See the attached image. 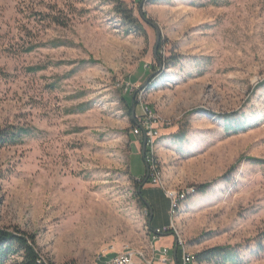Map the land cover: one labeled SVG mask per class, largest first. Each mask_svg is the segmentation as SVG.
<instances>
[{
    "label": "rangeland",
    "instance_id": "obj_1",
    "mask_svg": "<svg viewBox=\"0 0 264 264\" xmlns=\"http://www.w3.org/2000/svg\"><path fill=\"white\" fill-rule=\"evenodd\" d=\"M121 1L147 39L113 0H0V130H38L0 150V228L34 236L50 264L124 250L160 264L164 248L182 264L178 240L195 264L218 247L264 264V0ZM161 45L175 67L158 60ZM123 99L137 101L134 119ZM140 103L161 134L150 145L157 184L141 190L151 222L138 197L145 138L131 124ZM172 194L189 195L173 206Z\"/></svg>",
    "mask_w": 264,
    "mask_h": 264
},
{
    "label": "trees",
    "instance_id": "obj_2",
    "mask_svg": "<svg viewBox=\"0 0 264 264\" xmlns=\"http://www.w3.org/2000/svg\"><path fill=\"white\" fill-rule=\"evenodd\" d=\"M159 0H155L157 2ZM115 13L118 15L123 25L131 32L138 33L140 36L147 39V35L145 30L142 27V19H139L135 16V13L132 9H130L123 1L121 0H113ZM213 4L218 5L216 1H213ZM54 24L64 26L61 23L60 19H52ZM65 43H60L59 41H52L49 43V46L52 48H59L65 46ZM41 45H32L27 50L26 53H31ZM161 45L159 47L158 52V60L163 63L164 66L175 67L179 61V57L175 55H171L170 58H164L162 54ZM46 67H37L32 69L33 72H39L45 70ZM123 102L126 103L128 107V115L133 117V108L132 103H128L126 99H123ZM86 106L79 107L80 113L86 112ZM77 108L69 110V114H73L75 112H79ZM138 104L137 101L135 103V115H137ZM131 124L137 128V118L135 120H131ZM135 130V129H134ZM38 134V130L34 127H30L28 125H9L5 126L0 130V150L7 147H15L22 145L25 139L30 138L34 135ZM147 152H149L147 150ZM151 167V165H150ZM151 172V171H150ZM146 176V174H145ZM144 176V178H145ZM151 176V175H150ZM152 179V178H151ZM144 181V180H143ZM142 181V182H143ZM149 183V181H148ZM140 187V184H138ZM206 189L205 186L198 187V192H204ZM142 197L144 198V192H141ZM141 195H138L140 198V202L142 205L147 206ZM145 199V198H144ZM148 207V206H147ZM155 230V229H154ZM256 241V240H255ZM254 242V241H253ZM257 247L263 249L262 242L260 241ZM179 252L176 256V262L179 264ZM14 258H20V264H50L49 262L45 263L41 257V250L36 243V238L32 235H29L20 229H2L0 228V264H8ZM195 260L197 262L203 263H211V264H240V254L234 248H213L207 251H204L195 256Z\"/></svg>",
    "mask_w": 264,
    "mask_h": 264
},
{
    "label": "built area",
    "instance_id": "obj_3",
    "mask_svg": "<svg viewBox=\"0 0 264 264\" xmlns=\"http://www.w3.org/2000/svg\"><path fill=\"white\" fill-rule=\"evenodd\" d=\"M140 102V98H139ZM141 106V103H140ZM135 135H143V137L147 141V148H148V155H147V162L149 165H153L151 157H150V142L154 139L155 135L160 134L159 124L155 122L154 112L149 106H141L140 115L137 118V129ZM150 173V170H149ZM149 184L156 186L157 183L152 182L151 176L149 175ZM184 194L177 195V197H171L170 199L178 200L181 199V196ZM173 203V202H172ZM170 230L169 227H164L162 229H156L155 231V239L159 238L161 235H164ZM178 249L182 252L181 254V263L182 264H190V258L188 257V253L184 250V245L180 243V240L176 242ZM163 258L160 260V264H168L169 259L166 256L169 254V249L164 248L162 251ZM140 257V258H139ZM138 259H142L145 264H152L150 261L144 260L143 256L137 255L134 251H123L121 253H116L114 257L108 258L107 255H99V261L97 264H139L137 262ZM172 261V260H171Z\"/></svg>",
    "mask_w": 264,
    "mask_h": 264
},
{
    "label": "water",
    "instance_id": "obj_4",
    "mask_svg": "<svg viewBox=\"0 0 264 264\" xmlns=\"http://www.w3.org/2000/svg\"><path fill=\"white\" fill-rule=\"evenodd\" d=\"M142 7H143V5H142ZM142 7H141V9H142ZM141 13V12H140ZM141 15H142V18H143V20L144 21H146L150 26H152L154 29H156L157 30V28L152 24V23H150V22H148L145 18H144V16H143V14L141 13ZM160 33L157 31V44H156V49H155V53L157 52V50H158V46H159V41H160ZM132 107H133V115L135 114V105L133 104L132 105ZM133 119H134V117H133ZM146 145H147V142H146V139H144L143 140V159H144V163H145V166H146V176H145V178H144V181H143V183H142V185L140 186V188H139V194L141 193V190H142V188L145 186V185H147L148 184V181H149V169H148V165H147V162H146V159H145V157H146ZM143 199V201H144V203L150 208V210H151V220H150V222L153 220V217H154V213H153V210H152V208L150 207V205L147 203V201L144 199V198H142ZM176 252H177V250H175V255H176Z\"/></svg>",
    "mask_w": 264,
    "mask_h": 264
},
{
    "label": "bare ground",
    "instance_id": "obj_5",
    "mask_svg": "<svg viewBox=\"0 0 264 264\" xmlns=\"http://www.w3.org/2000/svg\"><path fill=\"white\" fill-rule=\"evenodd\" d=\"M141 106H146V105L141 104ZM154 118H155V115H154ZM155 122H157V121H156V118H155ZM136 129H137V128H135V133H136ZM157 138H158V135H155L154 139H152V142H150V145H154V144H155V141L157 140ZM152 166H153V167H152ZM151 167H152V169H151L150 175H151V178H152V180H153L154 175L156 174V169L154 168V163H153V165H151ZM153 168H154V169H153ZM154 182H156V181H154ZM187 195H189V194H187ZM187 195L184 194L183 196H181V199L173 200L174 203H173L172 205L175 206V203L178 202L179 200L186 199V196H187ZM171 197H177V194H172ZM173 208H174V207H173ZM138 255H139V254H138ZM188 257L190 258V264H195V263H194V257H192V256H190V255H188ZM96 261H99V256L97 257V260H96Z\"/></svg>",
    "mask_w": 264,
    "mask_h": 264
}]
</instances>
